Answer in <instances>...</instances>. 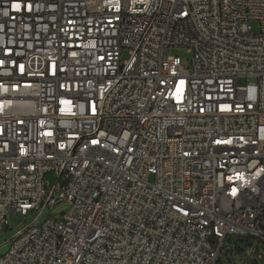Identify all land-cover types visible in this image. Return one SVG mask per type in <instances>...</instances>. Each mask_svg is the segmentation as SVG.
I'll return each mask as SVG.
<instances>
[{
	"label": "built area",
	"instance_id": "1",
	"mask_svg": "<svg viewBox=\"0 0 264 264\" xmlns=\"http://www.w3.org/2000/svg\"><path fill=\"white\" fill-rule=\"evenodd\" d=\"M33 210L0 264H264V0H0V231Z\"/></svg>",
	"mask_w": 264,
	"mask_h": 264
},
{
	"label": "rangeland",
	"instance_id": "2",
	"mask_svg": "<svg viewBox=\"0 0 264 264\" xmlns=\"http://www.w3.org/2000/svg\"><path fill=\"white\" fill-rule=\"evenodd\" d=\"M169 53L176 54L180 57L182 66L189 67L190 55L187 53L185 48H171ZM127 58L126 51H123L121 59L125 60ZM50 185L55 181L53 173H47L44 178ZM71 209V205L66 201H61L53 206H47L42 211L40 218L36 221L37 224L44 222L47 218L51 220H61L64 214H67ZM40 213V210H33L27 214L17 213L13 215L11 212L8 215V228L0 231V256L5 254L9 247L10 238L19 230L23 229L31 222L34 221L36 216ZM250 243V239H248ZM232 242L237 243L241 250L246 251V249H254L257 246V242L254 241L252 245L241 242L240 240H234ZM241 253L235 256L234 259L230 260V264H240ZM223 264H227L228 261L221 256ZM253 264V263H252Z\"/></svg>",
	"mask_w": 264,
	"mask_h": 264
},
{
	"label": "snow or ice",
	"instance_id": "3",
	"mask_svg": "<svg viewBox=\"0 0 264 264\" xmlns=\"http://www.w3.org/2000/svg\"><path fill=\"white\" fill-rule=\"evenodd\" d=\"M14 7H15L17 10H19L20 5H19V4H15ZM21 71H23V66H21ZM181 84H183V81H181ZM93 143H97V141H93ZM232 194H233V195H236V191H235V189L233 190V193H232Z\"/></svg>",
	"mask_w": 264,
	"mask_h": 264
}]
</instances>
